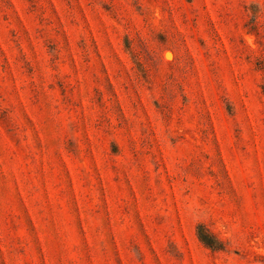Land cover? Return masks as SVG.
Here are the masks:
<instances>
[{
	"label": "rangeland",
	"instance_id": "374dc122",
	"mask_svg": "<svg viewBox=\"0 0 264 264\" xmlns=\"http://www.w3.org/2000/svg\"><path fill=\"white\" fill-rule=\"evenodd\" d=\"M0 264H264V0H0Z\"/></svg>",
	"mask_w": 264,
	"mask_h": 264
}]
</instances>
